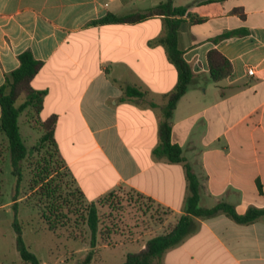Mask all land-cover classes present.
Listing matches in <instances>:
<instances>
[{
	"label": "crops",
	"instance_id": "0c3cea01",
	"mask_svg": "<svg viewBox=\"0 0 264 264\" xmlns=\"http://www.w3.org/2000/svg\"><path fill=\"white\" fill-rule=\"evenodd\" d=\"M164 1L0 0V86L20 66V54L31 50L44 62L32 82L47 92L41 118L57 115V147L86 199L133 191L170 210L177 222L189 205L186 169L155 152L167 94L178 81L160 41L164 17L93 23L109 12L142 11ZM172 1L202 19L185 15L180 26L179 47L194 78L172 117V142L203 184L200 205L227 201L241 214L264 207V0ZM236 29L242 32L217 40ZM214 48L233 65L219 82L208 61ZM128 87L144 95L129 96ZM25 126L26 139L38 137ZM153 229L97 251L121 248L127 257L161 234L152 235ZM158 264H264V217L250 224L224 213L197 217L195 232Z\"/></svg>",
	"mask_w": 264,
	"mask_h": 264
},
{
	"label": "trees",
	"instance_id": "16d2710c",
	"mask_svg": "<svg viewBox=\"0 0 264 264\" xmlns=\"http://www.w3.org/2000/svg\"><path fill=\"white\" fill-rule=\"evenodd\" d=\"M207 1V0H204ZM237 11V10H236ZM187 15L194 20H202L200 17L188 13L187 6H174L172 0H165L160 4L142 11H132L124 14L109 12L104 17L93 21L99 25H120L125 23H138L147 19L163 16L165 22V36L160 41L165 44L168 58L178 71V81L174 89L167 94L168 102L164 108L163 120L159 126V136L161 143L155 152L160 156H166L171 162L183 163L190 183V197L187 213L179 217L177 222L171 224L168 230L158 234L148 240L146 247L138 252L128 253L125 261L119 264H156V260L169 249L177 246L188 235L196 230V218H208L224 213L239 224H250L264 217V207H250L246 213L237 211L234 204L227 201H220L212 207H202L200 205L203 184L192 165L187 162L183 155L182 147L172 142V117L174 110L181 97L188 91L194 78L191 64L185 59L184 52L179 47V30L183 17ZM241 29L225 32L217 40L239 34ZM21 64L18 68L6 74V80L0 86V132L4 133L9 141L12 172L16 177L14 194V220L13 228L16 232V248L22 259L29 264H42V260L36 253L30 250L24 239V227L19 215V196L24 181V162L28 160L39 148L51 147L53 152L46 150L47 155L43 156L36 163L30 187L43 201L42 215L52 230L59 225L66 224L70 220L73 203L63 197L61 184L58 178L62 176L70 177L75 185L74 192L81 198L79 202L85 205L77 208L81 212L86 211L87 224L91 229V247L98 243V232L100 215L97 201H88L82 190L75 184V180L70 173L62 167L64 161L61 157L55 140V129L57 115H52L47 119L41 118L44 107L46 91L36 89L32 82L44 65L42 60L37 59L31 50H25L19 56ZM211 78L214 82H219L233 72L231 61L218 49L214 48L208 53ZM127 95L143 96L144 92L128 87ZM25 118V125L30 126L38 137L34 144L29 146L28 141L21 131L22 118ZM57 157V160L54 158ZM61 162L60 167L55 166ZM115 191L102 197H110ZM75 210V211H78ZM72 211V212H71ZM93 250L87 254L86 258L78 264H92Z\"/></svg>",
	"mask_w": 264,
	"mask_h": 264
},
{
	"label": "rangeland",
	"instance_id": "374dc122",
	"mask_svg": "<svg viewBox=\"0 0 264 264\" xmlns=\"http://www.w3.org/2000/svg\"><path fill=\"white\" fill-rule=\"evenodd\" d=\"M22 124L24 128L21 127V131L25 134L30 129L25 128L24 117ZM34 134L38 136V133ZM36 139L29 138V146L34 144ZM34 146L39 148L37 144ZM46 150L53 152L51 147L39 148L24 162V181L19 196V215L24 227V239L30 250L42 260V264H78L86 258L90 250H93L92 264H119L126 259L125 250L118 248L97 251V246L115 245L128 239L140 238L150 231L151 227L154 228L151 230L152 235L164 233L175 222L170 210L157 206L139 193L116 190L112 196L97 203L100 215L98 243L92 248L86 211L77 209L85 205L82 204L81 207L80 203V207H77L78 201L82 200L76 196L71 178L64 175L58 178L61 184L60 192L75 207L72 208L70 220L52 230L42 215L43 201L30 187L36 163L48 154ZM54 160H57V157ZM61 165L60 161L55 164L58 167ZM62 168L64 172V165ZM15 186L16 177L12 172L9 141L6 135L0 132V264H29L22 259L16 248V232L13 228ZM169 219L167 223L166 220ZM164 221L166 225L159 227ZM136 246L138 244L134 243L131 249ZM79 249L82 250L77 251Z\"/></svg>",
	"mask_w": 264,
	"mask_h": 264
},
{
	"label": "built area",
	"instance_id": "2783aa9c",
	"mask_svg": "<svg viewBox=\"0 0 264 264\" xmlns=\"http://www.w3.org/2000/svg\"><path fill=\"white\" fill-rule=\"evenodd\" d=\"M249 74H254V69L253 68H249Z\"/></svg>",
	"mask_w": 264,
	"mask_h": 264
}]
</instances>
